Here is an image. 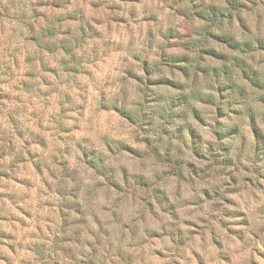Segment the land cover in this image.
<instances>
[{"label": "clouds", "instance_id": "clouds-1", "mask_svg": "<svg viewBox=\"0 0 264 264\" xmlns=\"http://www.w3.org/2000/svg\"><path fill=\"white\" fill-rule=\"evenodd\" d=\"M0 264H264V0H0Z\"/></svg>", "mask_w": 264, "mask_h": 264}]
</instances>
